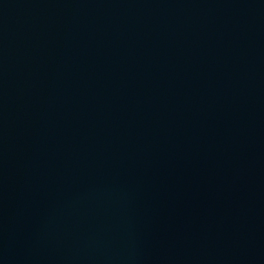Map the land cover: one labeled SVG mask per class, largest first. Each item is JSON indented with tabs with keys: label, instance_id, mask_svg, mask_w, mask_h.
Returning a JSON list of instances; mask_svg holds the SVG:
<instances>
[{
	"label": "water",
	"instance_id": "95a60500",
	"mask_svg": "<svg viewBox=\"0 0 264 264\" xmlns=\"http://www.w3.org/2000/svg\"><path fill=\"white\" fill-rule=\"evenodd\" d=\"M0 264H264V0H0Z\"/></svg>",
	"mask_w": 264,
	"mask_h": 264
}]
</instances>
